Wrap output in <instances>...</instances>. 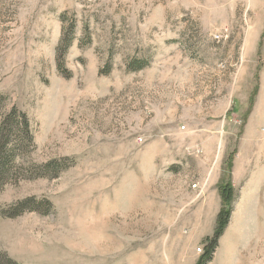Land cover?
I'll list each match as a JSON object with an SVG mask.
<instances>
[{
  "label": "rangeland",
  "instance_id": "obj_1",
  "mask_svg": "<svg viewBox=\"0 0 264 264\" xmlns=\"http://www.w3.org/2000/svg\"><path fill=\"white\" fill-rule=\"evenodd\" d=\"M0 96L29 120L27 159L66 165L0 190V206L52 204L0 217V253L264 264V0H0Z\"/></svg>",
  "mask_w": 264,
  "mask_h": 264
},
{
  "label": "trees",
  "instance_id": "obj_2",
  "mask_svg": "<svg viewBox=\"0 0 264 264\" xmlns=\"http://www.w3.org/2000/svg\"><path fill=\"white\" fill-rule=\"evenodd\" d=\"M73 26L62 25L61 33L58 43L55 48L57 67L59 70L63 68L62 58L73 43ZM142 65H133L130 63L128 68L130 70H138ZM110 67L107 65L100 70V73L106 74ZM0 100L3 97L0 96ZM0 107L2 105L0 104ZM33 134L30 127L29 120L25 113L12 107L7 112H0V190L9 182H18L24 178H38V177H57L65 168L62 164V159H52L45 163H36L27 159L28 154L33 150ZM227 186L223 187V197L228 198ZM32 203H39L45 208L38 209L31 205ZM52 207L49 200L44 199L40 202L35 200L33 196L17 200L11 204L0 206V217L12 218L22 214L25 211H37L40 213H48ZM45 209V210H44ZM229 211H220L217 218V226L214 235L209 240L204 257L208 260L216 248L217 238L221 235L224 226L228 220ZM0 264H20L13 260L6 254L0 253Z\"/></svg>",
  "mask_w": 264,
  "mask_h": 264
}]
</instances>
